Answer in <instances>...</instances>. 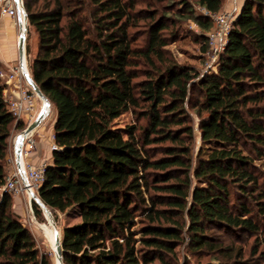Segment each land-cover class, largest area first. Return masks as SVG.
I'll use <instances>...</instances> for the list:
<instances>
[{"label":"trees","instance_id":"trees-1","mask_svg":"<svg viewBox=\"0 0 264 264\" xmlns=\"http://www.w3.org/2000/svg\"><path fill=\"white\" fill-rule=\"evenodd\" d=\"M157 1L168 5L23 0L36 35L30 75L55 114L38 197L78 219L63 230V264H264V0H244L203 73L167 48L187 20L207 53L214 24L203 11L226 0ZM3 91L0 81V264H51L2 191L14 124ZM127 113L137 123L115 129ZM220 233L252 238L249 259Z\"/></svg>","mask_w":264,"mask_h":264},{"label":"built area","instance_id":"built-area-1","mask_svg":"<svg viewBox=\"0 0 264 264\" xmlns=\"http://www.w3.org/2000/svg\"><path fill=\"white\" fill-rule=\"evenodd\" d=\"M209 15L213 20L214 27L209 33V49L213 57H217L223 51L228 34L233 27L236 18L235 11L219 12ZM10 16L15 27L18 29V39L23 34L24 3L20 0H1L0 1V17ZM26 61V59H25ZM27 61H20L18 65L7 69H0V81L4 85L3 96L7 106L14 117V125H23V129L19 133L18 141L23 140L21 159L18 162L16 151L18 145L15 144L13 151H10L7 160V179L2 191L8 192L15 197H28L33 200V196H38V192L43 184L45 170L47 165L42 164L36 166L27 160L32 153L36 151V141L34 139V131L25 133L27 128L34 122L35 118L44 111H47L45 102L41 99L39 113L36 112V102L40 99L28 83L27 75H29ZM51 112V110H50ZM49 112V113H50ZM47 117V116H46ZM57 149L53 143L51 151Z\"/></svg>","mask_w":264,"mask_h":264},{"label":"rangeland","instance_id":"rangeland-1","mask_svg":"<svg viewBox=\"0 0 264 264\" xmlns=\"http://www.w3.org/2000/svg\"><path fill=\"white\" fill-rule=\"evenodd\" d=\"M155 5V7L162 9L168 5V1L159 2L157 0H149ZM178 1V0H175ZM196 11L201 12L198 8H195ZM224 12V11H222ZM18 30V29H17ZM179 37L177 42L169 46L167 49L173 54L178 63L194 67L198 72H205L208 70H214L215 64L217 62V57H213L210 49L207 53L203 52L202 45L197 41V34L200 33L197 25L191 21H182L178 25ZM28 38V40H27ZM27 45L30 48V53L34 54L36 51V35L32 28L27 25L26 32V48ZM29 55H26V61L28 70L29 69ZM18 65V60L13 66ZM1 69H4L1 67ZM42 102L41 99H37L36 102V112L40 108ZM193 127H194V143H193V156L195 157L200 144V132L198 129V117L190 111ZM55 114L51 109V112L44 119V122L47 126H50ZM136 118L132 113H127L121 116L114 122V128L119 130H124L127 126L136 124ZM143 123V121H141ZM14 125V124H13ZM14 133V132H13ZM34 139L36 137L34 136ZM13 211L21 219L23 225H25L34 239L37 248L42 254H46L50 260L51 264H58L55 252H54V243H55V234L56 237L62 238L63 230L65 227L72 226L78 222L77 218L67 217L62 214H57L56 216L52 214V217H48L46 212L42 210L39 206L40 213H37L33 207L35 203L34 200L28 197H15L13 196ZM53 221V222H52ZM56 230V232H55ZM219 238L224 241L225 246H234L236 248H241L244 252L245 258L249 259L250 252L253 249V239L246 236H227L225 234H217ZM186 251L180 249V258L181 262H184ZM188 262L190 264H209L210 258H194L192 256H187ZM216 263V262H214Z\"/></svg>","mask_w":264,"mask_h":264},{"label":"crops","instance_id":"crops-1","mask_svg":"<svg viewBox=\"0 0 264 264\" xmlns=\"http://www.w3.org/2000/svg\"><path fill=\"white\" fill-rule=\"evenodd\" d=\"M243 3L244 0H226L222 11L234 10L237 16ZM18 44V30L14 25L13 19L10 16L0 17V65L2 68L7 69L12 67L19 59ZM37 112L39 113V109ZM54 121L55 117L50 126H47L43 121L34 131L33 135L36 137V151L33 152L31 157L27 160L29 163L36 166L42 164L49 165L52 163L53 152L51 151V145L54 143ZM22 129V124H20V128L13 125L11 137L9 139L10 151H13L15 144L18 145V136Z\"/></svg>","mask_w":264,"mask_h":264},{"label":"water","instance_id":"water-1","mask_svg":"<svg viewBox=\"0 0 264 264\" xmlns=\"http://www.w3.org/2000/svg\"><path fill=\"white\" fill-rule=\"evenodd\" d=\"M20 1L23 2V0H20ZM24 18H25V27L23 28V34H22V37L20 38L19 44H18L19 59L22 62L26 59V32H27V25H28V17H27V13L25 11V8H24ZM27 80H28V83L31 86V88L34 90V92L39 96L40 99H42L45 102L46 107H47V111H45V112L43 111L38 116V118L27 128V130L25 131L26 134L30 133L32 131H35L40 126V124L44 121V119L46 118V116L49 114V112L51 110V105H50L48 99L41 92L39 87L34 83L30 74L27 75ZM22 147H23V140L20 139L18 141V149L16 151L18 162L21 159ZM32 198H33L34 202L37 205H39L42 208V210L44 212H46V214L49 217H52V212L42 203V201L40 200V198L38 196L34 195ZM55 246H56L55 255H56L57 261L59 264H63V261H62V258H63L62 257V242H61L59 237H56Z\"/></svg>","mask_w":264,"mask_h":264},{"label":"bare ground","instance_id":"bare-ground-1","mask_svg":"<svg viewBox=\"0 0 264 264\" xmlns=\"http://www.w3.org/2000/svg\"><path fill=\"white\" fill-rule=\"evenodd\" d=\"M22 27H25V23H23V26ZM25 60H24V65H25ZM49 217V216H48ZM50 218V217H49ZM55 232H56V230H55ZM56 236H57V233L55 234V240H56ZM55 250H56V246H55V243H54V252H55ZM56 256V255H55ZM57 259V258H56ZM58 262V261H57ZM59 264V263H58Z\"/></svg>","mask_w":264,"mask_h":264}]
</instances>
